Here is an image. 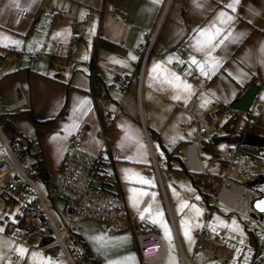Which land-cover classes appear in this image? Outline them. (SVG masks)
I'll use <instances>...</instances> for the list:
<instances>
[{"label":"crops","instance_id":"1","mask_svg":"<svg viewBox=\"0 0 264 264\" xmlns=\"http://www.w3.org/2000/svg\"><path fill=\"white\" fill-rule=\"evenodd\" d=\"M197 3L202 7H196L194 0H159V3L153 0H0L1 102L8 104L14 100L12 86L20 82L31 106L28 112L6 115L3 129L7 136L14 143L24 146L28 143L30 151L39 152L48 179H51L48 169L55 176L58 174L69 136L77 130L83 132L80 144L85 151L105 154L103 140L98 135L102 127L111 154L118 156L115 161H106L105 171L109 180L117 181L128 217L111 222L74 219L70 227L73 239H70L83 255L85 264H108L109 261L140 264L131 229L155 231L157 225L146 217L147 213L137 225L132 223L131 214L137 212L138 205L134 207L130 197H138L139 201L145 195L144 183L138 177L147 180L154 177L158 183L163 215L160 224L168 230L173 225L179 262L188 264L186 254L190 252V245L182 239L183 230L176 231L177 221L182 228V211L177 210L157 158L171 166L167 161L170 153L176 157L172 160L181 162L175 152L184 147L189 167L186 145L197 141L193 119L213 110L218 123L226 129L233 116L239 114L243 120L245 113L234 112L230 103L252 83L259 87L253 102L257 112H250L256 116L254 125L258 133L251 128L250 131L264 137V0H197ZM229 4L234 5L235 11L227 7ZM108 7L121 16L113 17ZM221 11L232 19L222 23L218 17ZM159 17L155 40L139 78L137 71L142 55L134 48L138 42L148 40ZM212 24L225 29L217 41L229 29L232 35L213 53L218 64L215 68L205 64L207 75H203L191 63L190 56L204 61V55L193 45L199 29L210 28ZM39 49L42 52L38 59L31 60L29 56ZM129 54L136 59H130ZM169 58L171 62H187L199 74V79H185L178 74L191 85L190 93L159 82L165 74L159 69L152 70L154 62H160V69L175 73L169 68ZM117 61L134 71L123 90L114 84L115 73L110 69V64ZM95 74L107 88V97L94 94ZM177 93L181 99H173ZM81 101L85 103L78 108ZM209 136L204 134L202 138L207 140ZM231 142V150L237 149ZM208 147L198 148V162L204 170L207 165L201 164L200 154ZM231 165L223 164L222 169L225 171ZM181 166L184 168L182 162ZM22 193L23 190L18 195ZM1 197L0 184V201ZM8 223L11 221L7 219L6 224H0L3 229L0 264H40L38 258H32L33 252L67 264L54 256L55 248L39 247L36 239L15 241L16 225ZM94 236H103V240L90 239ZM16 246L27 249L23 257L17 253Z\"/></svg>","mask_w":264,"mask_h":264},{"label":"built area","instance_id":"2","mask_svg":"<svg viewBox=\"0 0 264 264\" xmlns=\"http://www.w3.org/2000/svg\"><path fill=\"white\" fill-rule=\"evenodd\" d=\"M108 11L115 18L121 16L112 7H108ZM22 13L25 14V12ZM160 20L161 17L149 34L148 40L138 42L134 48L142 55V62L138 69L139 78L142 74V66L153 46ZM41 52V49L34 52L29 56L30 59L37 60ZM124 59L128 57L124 56ZM169 68L185 79L200 78L199 74L185 61L184 63L172 61L169 63ZM110 69L115 73L114 84L123 90L130 73L133 74L134 71H129L124 65L118 63H111ZM12 93L14 100L8 104L1 102L0 93L2 114L30 110V102L20 82L13 84ZM193 121L197 130V141L186 145L190 171L204 178V183L209 188V195L213 199L221 201L226 207L243 216H248L264 230V211L257 207L259 201H264V192L247 186L245 183H239L224 174L209 173L199 165L200 140L204 134H213L217 131V113L211 110L194 118ZM98 135L103 140L105 154H92L85 151L80 144L83 137L81 130L70 134L69 145L61 158L58 174L50 179L54 194L62 204L60 213L54 214L31 179L38 173L35 157L27 153L23 145L14 143L0 124L1 195L12 197L18 191H29L28 195L21 200L20 214L13 233L15 241H20L22 238L28 240L29 236L36 240L48 238L49 241L46 244L38 246L45 249L55 248L54 256L67 264H85L83 255L69 236L72 221L76 218H93L101 222H111L128 217L119 185L117 181L109 180L105 171L106 161H115L118 156L111 154L102 127ZM241 159H252L257 161L259 166H264V158L255 157L237 149H225L216 157V160L225 165L233 164ZM260 175L264 177L263 172L257 170L253 176L257 178ZM30 195L34 197L30 199ZM64 221L67 222L66 225ZM6 222L7 217L0 219V224H6ZM131 231L140 264H162L166 250L159 234L153 230L144 231L138 227L132 228ZM210 233L208 228L203 227L194 235L199 238L208 236ZM212 241L217 245H222L218 234L212 235ZM11 257L15 259L13 252H11ZM250 264H264V250L259 256L254 257Z\"/></svg>","mask_w":264,"mask_h":264},{"label":"rangeland","instance_id":"3","mask_svg":"<svg viewBox=\"0 0 264 264\" xmlns=\"http://www.w3.org/2000/svg\"><path fill=\"white\" fill-rule=\"evenodd\" d=\"M254 110H256V107L252 104L249 111L254 112ZM255 117V114L250 117L253 132H257L256 126L254 125ZM242 122V118L238 117L233 131L237 132L242 126ZM230 123L232 122L230 121ZM230 123L228 122L226 126L229 127ZM221 124L218 123L219 126ZM227 129L226 127L220 128L215 136H223ZM231 147L232 142L227 139L214 142L207 149L201 151V164L203 166L207 165L205 169L209 173L217 175L224 174L239 183H245L248 180L255 179L253 175L257 170H260L264 174V166H259L258 162L252 159H241L224 171L222 169L223 164L215 160V158L224 149L229 148L228 150H231ZM183 148L178 149L175 155L180 158L184 169L187 170L189 167L186 165V152ZM256 157L264 158V147L256 149ZM157 160L160 171L164 176L165 184L172 191L177 210L178 212L182 211V219H180L182 228L179 226V222L175 220L177 221L176 231L178 230V233H180V229H182V239L190 245V252L186 254L188 264H250L254 257L259 256L263 252L264 230L256 222L252 221L248 216H243L229 209L221 201L213 199L208 195L209 188L204 183L203 177L200 178L198 186H195L187 172L181 169L182 166L179 160L175 162L171 159L169 161L171 166H167V163H165L166 160L165 162L160 161L158 158ZM107 171L108 174L112 175L110 169H107ZM44 172L46 171L36 173L31 179L46 200L51 211L54 214H59L62 204L55 196L50 179L45 178ZM48 172L51 175V179L55 177L51 169H48ZM165 174L167 175V180ZM149 181L151 183H144V187L142 188L145 195L138 201L137 212L131 214L132 223L134 226L137 225L138 220L141 219L140 212H143L146 207L149 208L150 211L145 212L144 216L147 213L146 217H149L156 223L157 226L154 229L160 235L166 248V254L162 264H180V256L174 239L175 233L173 225L170 224L172 233H170L169 240L166 238L164 224H160L163 222V215H158V213L162 212L158 197V183L154 180V177H151ZM253 187L258 191L264 192V182L256 184ZM19 192L14 194L13 197L3 196L1 197L2 201H0V216L3 218L6 216L13 223L16 222L20 214L21 200L28 195L29 191L25 190L21 195H18ZM29 197L32 199L34 196L30 195ZM196 209L200 210L199 215H197ZM64 224L66 225L67 222L64 221ZM203 227L210 230V235L197 238L194 235L195 231ZM185 231L188 232L187 238L184 234ZM213 234L219 235L222 245H217L212 241ZM69 236L73 239L71 232Z\"/></svg>","mask_w":264,"mask_h":264},{"label":"snow or ice","instance_id":"4","mask_svg":"<svg viewBox=\"0 0 264 264\" xmlns=\"http://www.w3.org/2000/svg\"><path fill=\"white\" fill-rule=\"evenodd\" d=\"M153 2L159 3V0H153ZM194 3L196 4V7H202L201 4L197 3V0H194ZM227 7L231 8L233 11H235V7L233 4H229V5H227ZM218 17L222 19V23L225 22L226 20L232 19V17L224 11L219 12ZM224 31H225L224 28L217 27L215 24H212L210 28L199 29V31L197 33V37L195 38V44L193 45V47L196 49L197 52L202 53L204 55L205 59H204V61H197L196 57L194 55H192V56H190V61L192 64L197 65L201 74L207 75V72L205 71V64H209V66L211 68H215V66L218 64V59L213 56V53L215 52L216 48L220 47L225 42V40H227L232 35V32L229 29L227 34L222 39L217 41V38L220 37L221 33H223ZM14 43H18V42L14 41ZM262 50H264V46H262ZM129 57H130V59H133V60L136 59V57L132 56L131 54H129ZM84 58H87V57H84ZM169 62H171L170 58H169ZM177 62L178 63H184V61H180V60H177ZM117 63H120V61H117ZM157 69H159L161 71V73L165 74L163 79L159 81L160 83H167L169 85L176 87L177 89H179L181 91L190 93L191 85L188 84L186 81L182 80L178 74L168 73L166 69H160V62H154L152 70H157ZM152 70H150V74H151ZM173 99H181V96L179 95V93H177L176 95L173 96ZM206 102L207 101H205V103ZM84 103H85V101H81L77 107L78 108L82 107ZM125 171L127 172L129 170H125ZM138 179L141 183H151V181H149L143 177H138ZM130 191L136 192L138 190L130 189ZM130 200L132 201L134 207L138 205V197H130ZM185 203H187V202H185ZM193 207H195V206H193ZM257 207H259L261 211H264V201H259L257 203ZM149 211H150L149 208H147V207L144 208L143 212H140L141 218H143L145 212H149ZM196 212H197V215L200 214L199 209H196ZM158 215L162 216V212L158 213ZM0 219H3V217H0ZM182 224H183V222H182ZM0 231H3V229H0ZM165 233H166V238H168L170 240V236H171L170 230H168L166 228V226H165ZM184 234L187 238L188 232L185 231ZM90 239H93L96 241H102L103 236H94V237H90ZM16 251L21 257H23L25 255V253L27 252V249L20 247V246H16ZM237 251H239V250H237ZM31 256L34 259L38 258L40 264H59V261H55L50 257L44 258L40 253L33 252V253H31ZM9 264H10V262H9ZM108 264H119V261H109Z\"/></svg>","mask_w":264,"mask_h":264},{"label":"trees","instance_id":"5","mask_svg":"<svg viewBox=\"0 0 264 264\" xmlns=\"http://www.w3.org/2000/svg\"><path fill=\"white\" fill-rule=\"evenodd\" d=\"M92 88H93V92H94V94L96 96L107 97V88L104 86L103 81L96 74L93 75V78H92ZM28 111H23V112H28ZM234 112L239 113L237 111H234ZM238 117H241V116L239 114H237L236 116H233L231 118V122L232 123L230 124V126L225 131V134L222 137H223L224 140L227 139V140L233 141L235 143L237 149H239V150H241L243 152L249 153L252 156L256 157V149H257V147L245 145V144H243V141H242L245 132L246 131H250V128H251L250 111L245 113V116L243 117V121L244 122H243V125H242L241 129H240V132H235V131H233V127H234V124H235V122H236ZM6 120H7V116L4 115V114H0V123H1L2 126H4V124L7 123ZM220 127H224V126L222 125ZM220 127H218L217 130ZM214 135H215V133L210 134V136H209V138L207 140L202 138L200 146L205 148L208 145L212 144ZM30 146L31 145L27 143L26 146H24V148L27 151V153H29L30 155L35 157L36 163H37V167H38V172L44 171L43 161H42V159H41V157L39 155V152L38 151H30ZM172 158H176V157L172 156L170 153H167V161H170ZM181 169L185 170L184 168H181ZM185 171L190 176V178H191L192 182L194 183V185L198 186L200 177L195 176L197 174H193L191 171H187V170H185ZM17 221H18V219H17ZM17 221L15 223H13V222L8 223V225L9 224L10 225H14V224L17 225ZM28 239H32V236H29ZM48 241H49L48 238L39 239L38 240V245L46 244Z\"/></svg>","mask_w":264,"mask_h":264},{"label":"water","instance_id":"6","mask_svg":"<svg viewBox=\"0 0 264 264\" xmlns=\"http://www.w3.org/2000/svg\"><path fill=\"white\" fill-rule=\"evenodd\" d=\"M259 87L252 83L250 84L245 91L243 92V94L233 100L230 103V108L234 111H237L239 113H247L250 110V107L252 106L255 96L258 92ZM223 138L220 137H216L213 138V143L214 142H218ZM243 144L245 145H249V146H255L258 148H263L264 147V137L259 136L255 133H253L252 131H246L244 136H243ZM44 176L46 179L49 178L47 173H44ZM264 182V177L262 175L258 176L257 178L253 179V180H248L245 182V184L247 186L253 187L255 186L257 183H263Z\"/></svg>","mask_w":264,"mask_h":264}]
</instances>
